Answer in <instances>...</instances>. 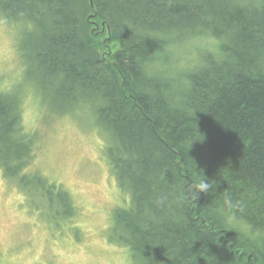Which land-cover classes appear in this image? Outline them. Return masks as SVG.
Masks as SVG:
<instances>
[{"label":"trees","instance_id":"16d2710c","mask_svg":"<svg viewBox=\"0 0 264 264\" xmlns=\"http://www.w3.org/2000/svg\"><path fill=\"white\" fill-rule=\"evenodd\" d=\"M0 21L22 28L23 83L53 120L89 113L111 135L107 168L133 205L119 207L110 243L141 264H264V0H0ZM200 36L218 48L180 73L189 88L139 71ZM9 93L0 85V172L33 214L67 229L78 206L39 167L43 137ZM201 179L215 181L210 193ZM225 194L257 242L211 214Z\"/></svg>","mask_w":264,"mask_h":264},{"label":"rangeland","instance_id":"374dc122","mask_svg":"<svg viewBox=\"0 0 264 264\" xmlns=\"http://www.w3.org/2000/svg\"><path fill=\"white\" fill-rule=\"evenodd\" d=\"M21 30L0 21V85L22 95L24 124L33 126L37 140L43 137L39 167L72 195L79 214L66 228L76 229L77 224L81 233L75 239L73 230L57 227L62 218L49 225L33 214L16 185L5 181L0 172L1 264H141L129 250L112 244L121 238L114 232L119 207L126 203L130 209L133 198L129 188L110 174L111 135L89 113L53 120L56 115L49 105H43L41 93L34 89V97L30 85L23 83ZM209 48L218 47L214 39L202 36L169 45L166 55L170 61L161 65L168 71L183 62L194 69Z\"/></svg>","mask_w":264,"mask_h":264},{"label":"clouds","instance_id":"9594fccd","mask_svg":"<svg viewBox=\"0 0 264 264\" xmlns=\"http://www.w3.org/2000/svg\"><path fill=\"white\" fill-rule=\"evenodd\" d=\"M158 41H166L168 39L165 35L156 37ZM189 66L183 62L176 64L172 71H166L161 66L159 60L155 56H149L143 59L139 64V71L148 79L165 78L175 81L174 87L183 86L184 88L190 87V82L186 79L180 78V73L187 70ZM196 141V140H193ZM191 142V145L193 143ZM191 147V146H190ZM210 179H201L196 184V189L199 194L210 193L215 181ZM240 209L239 202H233L227 194H225L222 202L218 203L212 210L211 214L222 219L224 225L229 230L238 231L241 237L250 242H257L261 238V233L254 230L251 226L245 225L237 216V211Z\"/></svg>","mask_w":264,"mask_h":264}]
</instances>
